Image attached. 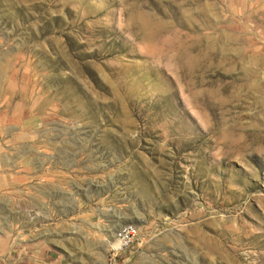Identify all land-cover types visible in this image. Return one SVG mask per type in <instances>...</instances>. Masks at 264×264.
<instances>
[{"label":"rangeland","instance_id":"obj_1","mask_svg":"<svg viewBox=\"0 0 264 264\" xmlns=\"http://www.w3.org/2000/svg\"><path fill=\"white\" fill-rule=\"evenodd\" d=\"M0 264H264V0H0Z\"/></svg>","mask_w":264,"mask_h":264},{"label":"built area","instance_id":"obj_2","mask_svg":"<svg viewBox=\"0 0 264 264\" xmlns=\"http://www.w3.org/2000/svg\"><path fill=\"white\" fill-rule=\"evenodd\" d=\"M137 230V226L134 224H126L122 226L118 234L117 245L113 247V250L118 253L125 250L137 235Z\"/></svg>","mask_w":264,"mask_h":264},{"label":"bare ground","instance_id":"obj_3","mask_svg":"<svg viewBox=\"0 0 264 264\" xmlns=\"http://www.w3.org/2000/svg\"><path fill=\"white\" fill-rule=\"evenodd\" d=\"M118 241V240H117ZM117 241L115 242V245H117Z\"/></svg>","mask_w":264,"mask_h":264}]
</instances>
